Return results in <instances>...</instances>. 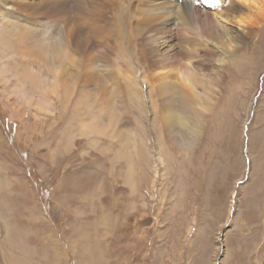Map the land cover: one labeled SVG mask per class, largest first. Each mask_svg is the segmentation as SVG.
Returning a JSON list of instances; mask_svg holds the SVG:
<instances>
[{
    "label": "rangeland",
    "instance_id": "rangeland-1",
    "mask_svg": "<svg viewBox=\"0 0 264 264\" xmlns=\"http://www.w3.org/2000/svg\"><path fill=\"white\" fill-rule=\"evenodd\" d=\"M56 1L9 3L19 22L31 21L38 30L32 13ZM197 4L216 11L215 3ZM5 7L0 0V11ZM102 8L85 16L107 43L117 21L127 27L126 43L131 35L136 39L139 25L148 28L143 0H112ZM149 9L160 22L163 13ZM154 23L122 54L120 44L106 54L91 46L86 60L96 59L99 76L84 88L72 77L51 89L35 88L10 71L0 75V264H11L7 238L55 242L51 264H264V18L250 33L226 22L233 37L220 42L199 34L185 16L169 30ZM60 38L59 29L54 40ZM88 39L100 45L92 34ZM193 40H208L214 50L200 55L205 66L199 67L197 94L154 88L144 66L151 54L198 48L188 44ZM76 62L68 61L75 74ZM46 65L32 62L43 78L53 79ZM106 88L108 106L99 111ZM20 89L32 94L29 102ZM19 200L24 209L15 211ZM36 259L44 264L45 257Z\"/></svg>",
    "mask_w": 264,
    "mask_h": 264
},
{
    "label": "bare ground",
    "instance_id": "bare-ground-1",
    "mask_svg": "<svg viewBox=\"0 0 264 264\" xmlns=\"http://www.w3.org/2000/svg\"><path fill=\"white\" fill-rule=\"evenodd\" d=\"M4 1L6 7L8 6V9L0 11V33H7L3 34V36H0V61L2 59H12L14 63L7 64L2 60V62H0V75H5L4 73L10 71L14 75H19V77L23 76L25 80L30 82L35 88L48 87L54 89L56 88V84H58L59 86L64 84L65 79L63 78L65 77L66 79L67 77H72L74 80L77 79L78 83L81 85V88L86 87L89 81H92L93 79L99 76V68L98 65H96V63L98 62L96 61V59L94 58L95 61L93 63L90 62V59L89 61L86 60V58H89L88 56L91 53V46H101L104 48L103 52L105 53L107 50H112L115 52V46L120 44L119 46H121L122 49H120L121 47H119L120 50H118L117 54H122L124 50H130L131 47H135V42L138 36L144 37V32H149L152 29L150 24L152 19L155 20V25H162L160 27L161 29L169 30L172 25L176 23V20L180 19V16H185L187 19H189L190 23L194 25L199 34H213L217 42H220L221 37L231 35V30L226 26V22L234 24L239 23L241 26H243L245 30H247V33H250L251 27L259 23L264 18V0H236L237 3H235L234 5L229 3V5L226 6H224L225 4H227L225 3V0H219V2H217V0H207L210 3H215L214 10L216 11H202L201 8L198 7V0H169L170 2H167V0H143L146 6H148L149 8L150 6L155 7L157 14L161 12L163 13L164 16H160L161 14L158 15L159 18H162L161 21L156 22L158 18L155 16L156 12L152 11V9L154 10V8H147L148 13L147 16L144 17L145 20L148 22V28L145 27L144 29H142L139 27L140 25L138 26V29L135 28V40H133V37L131 35L130 42H124L125 36H123V32L125 31L124 29L127 27L124 28L125 25L120 23V21H117L119 23H116V26L113 24L114 27L117 29L114 30L115 34L113 33L114 36L112 39V43H107L105 41L106 38L104 39V31L101 30V27H98L94 23L93 19L86 17L85 15L95 14L96 10H102V7H104L105 3L112 0H79V2L77 0H58L56 2H53L47 10L42 11L36 9L37 11L32 13V15H34V17L39 20V23H36V27L38 25L40 26V29L38 30L32 29V27H35V24L33 25L31 21H27L24 18L22 22H19L18 20L21 17L15 12L14 5H10L9 0ZM241 4H243L246 8H240ZM26 8L30 9V7ZM20 9L25 10L22 8ZM91 9H93V11L88 12V10ZM201 11L205 13V21L202 20L203 14L201 13ZM138 13L140 12L138 11ZM116 14L117 13H115V15ZM78 15L82 20V25H78L77 23V19H79ZM142 17L143 16H141V18ZM57 24L59 26L61 25L62 28L53 29L52 27ZM6 29L8 30L6 31ZM59 29L61 40L59 43H57L55 41L56 39L54 40V38L55 35L58 34ZM89 34H92L93 38L100 45L93 44L92 40L88 39ZM231 36L233 37V35ZM74 42L76 44V46L74 45L76 50H73L72 48V44ZM188 44L196 45L198 46V48L189 49L183 47L182 50H173L172 53H168L167 56L165 55L166 57L160 56L161 58L159 56V58L154 57V55L151 54L152 57L150 61H148V63H144V66L146 64V66L150 70L147 81L154 88L165 90L167 89V87L169 89L175 86L176 89L180 90L183 97L197 94L195 89V83L198 79V73L200 72L199 67L205 66L202 64L200 55L206 54L214 50L208 48V40H193L191 43ZM69 49H71V52H76L77 54L79 53V56L80 54H82L81 58L84 57L85 60L83 58L80 59V57L71 55L69 53ZM154 52L151 51L150 53ZM67 53H69L68 60H66L67 58L65 57ZM70 59L72 61L77 59V70H80L81 72L79 71L75 74L74 72H71L69 70L68 61ZM230 59L237 62V57L231 56ZM32 62H36L39 67L45 66L47 64L46 66H48V68L54 73V78H43L39 70L37 71L32 66ZM12 65H14V67H12ZM17 66L20 67V71L17 70ZM62 67L64 68V72L62 70ZM107 89L108 88H106L104 91H101L104 94L101 99L99 98V105L97 107L99 111L101 108L106 109L108 106V100L106 98ZM19 92L20 94L18 95L26 102H29V100L32 98L31 93H28L24 90L21 91V89L19 90ZM43 102L45 104V100ZM86 124L87 123L84 122L82 123L83 130H86ZM0 141L3 144V140L0 139ZM15 185L16 188L19 187L16 183ZM59 188L60 187H58V189ZM25 193H27L26 190ZM16 198L20 199L19 196H17ZM16 203L19 208L15 209V211L24 209V205L21 200L16 201ZM19 218L24 222V219L19 214H17L15 219L21 222ZM7 240H11V242H6L7 244H4V246L8 248V253L10 252V257H8V260H11V264H36L34 259L40 257H45L44 264H51L50 261L52 260L54 252H51L50 249L53 247L55 248V246H59L55 242L54 246H51V240H49L48 238H41L38 244H36L37 241L35 238H7Z\"/></svg>",
    "mask_w": 264,
    "mask_h": 264
},
{
    "label": "snow or ice",
    "instance_id": "snow-or-ice-1",
    "mask_svg": "<svg viewBox=\"0 0 264 264\" xmlns=\"http://www.w3.org/2000/svg\"><path fill=\"white\" fill-rule=\"evenodd\" d=\"M217 2H219V0H217Z\"/></svg>",
    "mask_w": 264,
    "mask_h": 264
},
{
    "label": "clouds",
    "instance_id": "clouds-1",
    "mask_svg": "<svg viewBox=\"0 0 264 264\" xmlns=\"http://www.w3.org/2000/svg\"><path fill=\"white\" fill-rule=\"evenodd\" d=\"M246 141H247V139H246Z\"/></svg>",
    "mask_w": 264,
    "mask_h": 264
}]
</instances>
